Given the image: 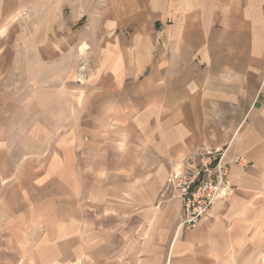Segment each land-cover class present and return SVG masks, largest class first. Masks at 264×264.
<instances>
[{"label": "crops", "instance_id": "1", "mask_svg": "<svg viewBox=\"0 0 264 264\" xmlns=\"http://www.w3.org/2000/svg\"><path fill=\"white\" fill-rule=\"evenodd\" d=\"M227 144L179 229L167 178ZM0 264H264V0H0Z\"/></svg>", "mask_w": 264, "mask_h": 264}, {"label": "built area", "instance_id": "2", "mask_svg": "<svg viewBox=\"0 0 264 264\" xmlns=\"http://www.w3.org/2000/svg\"><path fill=\"white\" fill-rule=\"evenodd\" d=\"M82 70L84 67L82 66ZM85 75H79L83 83ZM230 144L215 148H196L181 162V171H173L166 181V189L183 205L178 228L196 227L207 217L215 203L232 192L229 181L230 162L227 160ZM232 162L244 165L242 157Z\"/></svg>", "mask_w": 264, "mask_h": 264}]
</instances>
